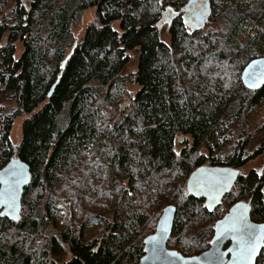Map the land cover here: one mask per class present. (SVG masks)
I'll list each match as a JSON object with an SVG mask.
<instances>
[{"label":"trees","instance_id":"16d2710c","mask_svg":"<svg viewBox=\"0 0 264 264\" xmlns=\"http://www.w3.org/2000/svg\"><path fill=\"white\" fill-rule=\"evenodd\" d=\"M250 1L211 0L210 19L195 32L182 24L186 0H15L0 14V43L8 37L0 103L13 105L0 111V168L15 155L31 173L20 219L0 218V264H138L168 205L176 216L167 247L184 256L208 248L214 223L238 201L264 223V166L240 173L213 212L185 190L202 165L241 170L264 153V117L259 128L252 118L264 86L250 91L240 80L245 64L264 56V0ZM89 9L95 18L78 36ZM165 9L173 12L167 40L158 25ZM212 22L219 28L208 29ZM243 26L244 47L236 42ZM16 42L23 51L15 58ZM129 52L136 67L123 75ZM228 142L233 151L221 159ZM61 198L70 206L64 222Z\"/></svg>","mask_w":264,"mask_h":264},{"label":"water","instance_id":"95a60500","mask_svg":"<svg viewBox=\"0 0 264 264\" xmlns=\"http://www.w3.org/2000/svg\"><path fill=\"white\" fill-rule=\"evenodd\" d=\"M206 5V11L204 10ZM203 13L201 15L200 13ZM182 24L191 32L203 29L211 15V0H187L180 9ZM173 19V12L165 9L161 12L160 24ZM10 33V32H9ZM8 37H3V46ZM72 53V50L71 52ZM69 55L63 60L61 69L64 68ZM240 79L243 86L250 91L259 90L264 86V57H257L245 64ZM59 77L51 87L48 97L53 93ZM129 104L124 101L120 106L124 109ZM178 142H182L179 137ZM240 170L229 166L202 165L196 168L186 180V193L193 198L203 201V207L208 212L218 209L225 195L235 185ZM19 181V183H17ZM31 182L29 166L15 155L0 168V218L16 222L21 217V200L24 188ZM63 200H61L62 202ZM69 207V204H66ZM251 203L238 201L233 204L222 218L214 223L213 234L206 250L193 256H184L177 250L167 247L171 236L176 208L168 205L163 208L157 220L154 232L143 239V255L138 264H242L238 256L239 233L232 230V225L241 217L253 226V231L260 237L256 255L248 264H256V261L264 250V223H256L251 220ZM66 219V215L63 221ZM154 249H159L157 253ZM94 249L93 252H96ZM174 253L175 255H169Z\"/></svg>","mask_w":264,"mask_h":264},{"label":"rangeland","instance_id":"374dc122","mask_svg":"<svg viewBox=\"0 0 264 264\" xmlns=\"http://www.w3.org/2000/svg\"><path fill=\"white\" fill-rule=\"evenodd\" d=\"M236 1L239 4H243V5L249 4L251 2L249 0H236ZM0 2H2L0 14L8 16L10 14V10L12 9V6L14 5L15 0H1ZM94 18H95L94 9H89V10L85 11L82 14L80 21L78 22L77 28L73 31V33L80 36L82 34V31L84 30V28ZM166 24H167V22L164 21V22H162V25H161V31L163 32V39H165V40H167V36L165 35ZM114 28H116V30H118V24L117 23H116V25H114ZM207 28L208 29L209 28L216 29V28H219V25L216 22H212ZM245 30H247V27L243 26L241 35L236 38V42H240L242 47L246 46L247 41L249 40V36H248L249 34L245 33ZM15 45H16V53H15V58H16L19 54L22 53L23 47H22V44L20 42H16ZM128 55H129V61L123 70V75H127V74H130L131 72H134L135 67H136V60H137L136 53L135 52H129ZM126 89L128 90V92H131L132 94L135 93L137 90L133 85H131V86L128 85ZM124 101L129 102V98L124 97V98L119 100V103L122 104ZM12 107H13V105H12L11 98L5 97L4 100L0 103L1 115L9 114L12 111ZM262 117H264V104L252 116V118H254L255 124H257V128H259V126L261 124ZM21 121H22L21 118L16 119V121L13 124V127H12L11 132H10V139L12 142H17L20 139ZM251 134H253L252 131H251ZM0 142H1V139H0ZM232 145H234L232 142H228L225 145V147H223L221 149V151L219 153V156L221 159L227 158L231 154V152L233 151ZM253 145L254 144L252 143L251 146H253ZM0 148H1V146H0ZM262 166H264V153L262 155H259L254 160L247 162L241 168L240 173H243V175H247L248 172L251 170L259 172L261 170ZM56 261L58 262L57 264H59V261L58 260H56Z\"/></svg>","mask_w":264,"mask_h":264},{"label":"snow or ice","instance_id":"6c2138e0","mask_svg":"<svg viewBox=\"0 0 264 264\" xmlns=\"http://www.w3.org/2000/svg\"><path fill=\"white\" fill-rule=\"evenodd\" d=\"M203 7L206 11V5ZM169 11H171V9H169ZM200 14L203 15L202 12ZM17 183H19V181H17ZM252 229L253 226L248 224L242 217L232 225V230L240 234L238 237V256L242 261V264H248V262L252 261L253 257L256 255L258 240L260 237ZM154 251L158 253L159 249H154ZM169 255L175 254L171 253Z\"/></svg>","mask_w":264,"mask_h":264},{"label":"flooded vegetation","instance_id":"af4514ba","mask_svg":"<svg viewBox=\"0 0 264 264\" xmlns=\"http://www.w3.org/2000/svg\"><path fill=\"white\" fill-rule=\"evenodd\" d=\"M250 1V0H249ZM186 2H187V0H186ZM185 2V3H186ZM185 5V4H184ZM183 5V6H184ZM182 6V7H183ZM181 7V8H182ZM180 8V9H181ZM163 11V10H162ZM182 17V16H181ZM209 19H210V17H209ZM208 19V20H209ZM181 20H182V18H181ZM206 26V24L204 25V27ZM204 27H203V29H204ZM264 57V56H263ZM241 80V79H240ZM242 82V81H241ZM189 177V176H188ZM185 188H186V184H185ZM186 190V189H185ZM224 199V198H223ZM61 200H63L62 198L61 199H59V202L57 203V207L58 208H60V210H61V215H62V222H64V221H66V219L67 218H69L70 217V206L69 207H67V205L66 204H68V203H66L64 200L61 202ZM223 201V200H222ZM66 215V219L63 221V218H64V216ZM100 241H101V238L97 241V243H96V248H94V249H97L99 246H100ZM93 249V250H94Z\"/></svg>","mask_w":264,"mask_h":264}]
</instances>
